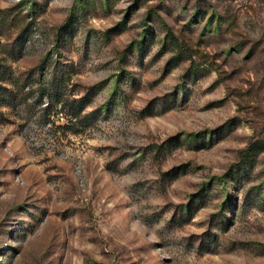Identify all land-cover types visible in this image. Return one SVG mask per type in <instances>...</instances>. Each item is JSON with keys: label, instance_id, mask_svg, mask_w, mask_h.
Instances as JSON below:
<instances>
[{"label": "rangeland", "instance_id": "obj_1", "mask_svg": "<svg viewBox=\"0 0 264 264\" xmlns=\"http://www.w3.org/2000/svg\"><path fill=\"white\" fill-rule=\"evenodd\" d=\"M0 264H264V0H0Z\"/></svg>", "mask_w": 264, "mask_h": 264}, {"label": "trees", "instance_id": "obj_2", "mask_svg": "<svg viewBox=\"0 0 264 264\" xmlns=\"http://www.w3.org/2000/svg\"><path fill=\"white\" fill-rule=\"evenodd\" d=\"M80 101H81V103H79V105H80V111H82L83 108L85 107L86 102L84 103L83 100H79L78 102H80Z\"/></svg>", "mask_w": 264, "mask_h": 264}]
</instances>
